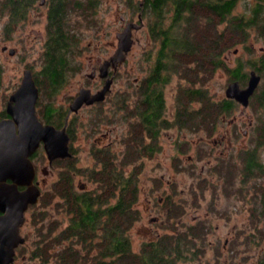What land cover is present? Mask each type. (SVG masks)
<instances>
[{
    "label": "rangeland",
    "instance_id": "obj_1",
    "mask_svg": "<svg viewBox=\"0 0 264 264\" xmlns=\"http://www.w3.org/2000/svg\"><path fill=\"white\" fill-rule=\"evenodd\" d=\"M127 1L99 0L94 7L96 12L88 19V25L85 23L86 20L83 21L82 15H72V20L76 19L81 24L77 30L80 39L78 45H76L72 69L67 72L64 82L50 99L47 95L40 94L41 104L51 102V105L61 107L60 110H63L67 101L78 92L79 88H96L98 80L88 81L86 74L90 72V66L100 64L115 51L117 45L115 34L117 31H121V28L125 25L119 20V16L127 15V11L130 14L131 9H133L132 6H127ZM45 10L46 8L39 6L38 0H36L35 6L29 10L28 18L17 25H9L6 16L0 17V48L7 46L15 50V54L12 56L7 51L2 52L0 50V103L18 86L25 66L33 70L35 77L37 75L40 78L42 60L40 54L45 38ZM238 10H240V7H238ZM150 21L147 19L148 23ZM133 35L135 36H133L135 42L126 56L125 63L114 73L113 85L106 98L137 97L136 92L139 91L137 87L135 88V78L141 75V70L144 68V64L140 63V55L143 56L144 60H148L150 57L149 52L155 50L158 38L150 33L148 27L134 32ZM260 45V43H256L255 48L262 50L259 47ZM242 52L239 48L236 54L246 57V54H242ZM236 54L228 52L231 65L235 63ZM202 75L201 73L200 76L203 77ZM227 78V74L215 70L212 75L205 79V86L213 99L224 97V91L229 82ZM184 82L188 83L186 79L173 74L172 79L167 84L164 93L169 110H171L177 86L184 84ZM101 85L99 84L97 88H100ZM41 87L43 89V85ZM258 114H264V110L259 109L257 111L256 108L249 106L246 108L237 107L230 114V117L224 121V124L220 125L212 135H207L202 130L195 131L174 127L167 132V135L171 136L170 139L164 137V133L160 136V150L152 158L145 155L138 159L142 151H136L128 145L130 141L136 142L138 139H130V141L126 139L124 144L114 143V150L119 151L125 162L130 163L129 166H125V171L129 173L133 168L137 171V200L134 205L137 210V219L129 230L133 252H138V245L143 240L144 231L147 230V225L151 223L150 218L158 215L161 221L164 217V215H159L158 210L155 209L154 211L152 208L151 211L148 209L151 202L154 205L156 204L158 196L163 194L166 189L164 182L160 184L161 176L164 177V181H172L171 196L173 201L171 206L173 210L171 215L172 227L174 228H177L174 223L186 224L191 222V215L201 213L202 207L205 206L203 201L207 198L211 201L216 200V207L219 208L246 205L243 194L238 193L242 185L238 181L240 177L236 173V166L240 165L239 152L253 145V128H255L256 115ZM86 123H88L87 117L81 115L77 119L75 129L72 127V134L74 133L75 136L73 141V167H75L74 172L77 174V180L85 182L86 185L88 184L87 188L90 189L92 185L89 182L87 183V177L85 176L87 168L90 166V150L86 145ZM228 123L231 125H228ZM122 129H125V127H122ZM113 135L115 134L111 136ZM180 141L186 142L189 147L184 146L181 148L177 146ZM219 142L220 144H215ZM213 147H215L214 150ZM219 152H224L225 155ZM218 154L222 157L215 158ZM177 156H181L182 160L177 159ZM187 156H190L188 162ZM42 164L48 166L47 169L49 170L44 175V193L39 203L27 213L26 222L22 228L26 240L18 243L19 247L16 249L14 264H43L42 260L35 257V253L39 247H43L42 242L44 244L51 242V237L63 229L67 223L66 214L64 215L62 210L59 211L61 209L60 199L54 196L55 189L53 186L55 180L59 177V173L64 171V165L62 164L59 167L49 166L46 157ZM203 176L213 177L215 183L212 185L207 184L204 182ZM256 182L260 183L264 190V181L257 179ZM76 185L74 184L75 189L77 188ZM257 200V205L251 203L252 207H258ZM187 211H189V214ZM238 216L240 218L243 215ZM233 223L235 224L234 220L230 222L216 221L214 225H218V229L214 231L210 229L209 233L212 235L208 239L213 240L217 236L225 237V233L233 229ZM161 228L165 229V227ZM159 232H162V230H159ZM208 239L205 238L206 244L199 258L181 261L177 264H225L224 255H220L216 259L212 252V249H216V251L221 249L223 240L220 239L218 244L208 248L206 247ZM58 243L60 242L54 244L55 251L62 245ZM48 264H53L52 256H50Z\"/></svg>",
    "mask_w": 264,
    "mask_h": 264
},
{
    "label": "trees",
    "instance_id": "obj_2",
    "mask_svg": "<svg viewBox=\"0 0 264 264\" xmlns=\"http://www.w3.org/2000/svg\"><path fill=\"white\" fill-rule=\"evenodd\" d=\"M146 3L150 5L151 2L147 0ZM165 4L170 5L171 14L166 18L160 37L163 50L166 48L169 52L162 50L161 53L168 55V69L173 73L179 72L180 78L188 82L187 86L179 85L177 96L188 98L189 102L191 98H199V108L194 109L189 105L183 116L178 117L179 125L212 135L217 126L223 124L224 118L238 107L236 102L225 97L218 101L212 99L205 79L215 70L224 72L228 81H238L240 86L246 85L249 71H255L260 76V82L248 106L257 111L264 110V0H157L159 10ZM34 6L35 0H0V17L6 16L9 25H17L26 20L29 10ZM73 7L76 9L78 6ZM55 8V11H50L48 19L50 40L45 68L40 72V78L37 75L35 77L41 95H47L48 98L64 82L67 72L71 71L80 39L77 33L80 22L72 20L73 14H65L69 10L65 12L66 6ZM84 20L88 25L89 20ZM160 21L159 28H162V19ZM151 34L160 38L153 30ZM256 43L261 44L259 47L262 50L255 48ZM239 48L246 57L236 54ZM228 52L237 55L234 65L229 62ZM136 95V98H157L148 82ZM256 120L253 145L239 152L240 165L236 166V173L243 177L238 179L242 185L238 193L250 199L252 205H257L258 199V207H264V190L256 182L257 179L264 181V114L256 115ZM45 121L62 126L64 117H53V120L45 117ZM62 162L64 171L61 172L59 192L65 198L63 211L68 225L53 235L51 242L39 248L35 257L42 260L43 264H48L50 256L53 264H169L165 252H160L159 248L150 247L140 255L132 251L129 230L137 219L134 207L136 188L132 178L135 169L126 175L128 179L125 181L122 200L103 210L99 205L100 195L87 196L86 192L79 197L72 195L69 173L73 165L69 158ZM117 179L118 174L114 173L113 177L111 173L108 174L110 185H116ZM53 186L56 190L55 184ZM57 242L62 245L55 251L54 244Z\"/></svg>",
    "mask_w": 264,
    "mask_h": 264
},
{
    "label": "flooded vegetation",
    "instance_id": "obj_3",
    "mask_svg": "<svg viewBox=\"0 0 264 264\" xmlns=\"http://www.w3.org/2000/svg\"><path fill=\"white\" fill-rule=\"evenodd\" d=\"M40 2L41 0H38L39 6L46 8L45 10L46 21H45V34H44L45 38L43 40L42 51L40 54L42 56L40 71L42 72L43 69L45 68L47 47L49 45V40H50L47 32L50 11H55L56 10L55 7H58L59 5L66 6L65 12L68 9L69 10L65 14H73L74 16L82 15L84 19L88 20L89 18H91L94 12H96V10L94 11V7L95 4L99 2V0H43L42 4H40ZM146 2L147 0H128L127 6H132L133 9H131L130 14L127 11V15L119 16V20L123 22L125 25L128 22H135L136 25L139 26L138 29H132L131 31L133 44L135 42V39L133 38L134 36L133 33L140 31L145 27L149 28L150 33L152 30L157 32V35L160 37L162 34L161 30L164 29L166 25V18L169 17L171 14L169 12L170 5L165 4L166 6H164L162 9L159 10L157 6V0H150L151 2L149 3L150 5H148ZM73 6H78V7L74 9ZM147 6H149V8ZM71 7L73 9H71ZM28 16L29 13L27 14L26 19L28 18ZM160 16L161 18L159 19ZM148 18H150L151 20L149 23L147 22ZM161 19H162V28H159ZM119 31H117V33ZM161 38L162 37L158 39V43L157 46L155 47V50H151V51L149 50L150 57L148 58V60H144L143 56L140 55V63L142 62L144 64L143 65L144 68H142L143 71L140 68L141 75L135 78V85H136L135 88L137 87L138 91L142 90L145 87L146 83L148 82L151 92H154L155 97L157 98H106L111 91L113 85L112 82L110 91L106 93L105 98H102L101 100L83 102L76 111H69V105L78 94L77 92L67 101V104L64 106V108L62 107L63 110H60L61 107H56L53 104L51 105V102H47V104L40 103L39 99H40L41 91L36 84L35 74L30 67L28 66L24 67L23 72L25 70L30 71L34 84L38 90V98H36L34 103V111L38 121H40L41 124H51L45 121V117H48L52 120L53 117L58 118L62 115L64 117V122L62 126H60L58 123L51 125H53L55 128H62L66 124L65 129L69 137L68 147L71 154V156L68 158L71 160V163H73L72 164L73 166H74L73 141L75 139V136L74 133L72 134V127H74L75 129V126H77L76 122L79 116L85 115L87 117L88 123H86L87 124L86 145L88 146V150H90V166L87 168V172L85 173V176L87 177V183L89 182L92 185V188L88 189L87 188L88 184L86 185L85 182L77 180V174L74 172L75 167H73L69 173L71 179L70 191L73 196H78V197L82 194H85V192L88 194V195L86 194L87 196L89 195L93 197H96L98 195L102 196L99 205L103 210H106L109 206L115 205L119 201V199H121L122 192H124L125 181L126 179H128V176L126 175L133 172L135 169L133 168L129 173L125 171V166H129L130 163L125 162L122 155H120L119 151L114 150V146H113L114 143L120 142L121 144H124L126 139L129 141L130 139L131 140L138 139L136 142L130 141V143H128V145L132 146L133 149H135L136 151L138 150L142 151L140 152L138 159L141 156H145V155L152 158L154 157L156 152L160 150L161 147L160 136H162L163 133H164V137L170 139L171 136H168L167 132H169L172 128L174 127L179 129L184 128L182 125H179V118L183 116L187 107L190 105L194 109L199 108V101H198L199 98H191L189 102L188 98H180L177 96V89L179 87L178 85L175 92V97L173 98V102L171 104V110H169L167 99L165 98V93H164L165 88L172 79L173 74L179 76L180 73L179 72H178L179 74L175 72L173 73L168 69L166 64V59H168L167 58L168 55L161 53V51L163 50V43ZM4 47L6 48L3 50ZM11 49L12 48H8L7 46H2L0 48L2 52L7 51V53L12 56L15 54V50L12 49L14 53L10 54L9 51ZM163 51L165 53L169 52V50H167L166 48H164ZM108 58L104 59L103 61L107 60ZM125 61L117 67L116 71L125 63ZM100 64L90 66V72L86 74V78L88 81L98 80L96 84V88L81 87L84 89H89L91 94L100 90L107 78L112 77L114 80V73L116 71H113L111 67L108 68V74L106 77L100 78L98 76V67L100 66ZM23 72H22V77H23ZM92 73H93V77H89V75ZM22 77L20 78V82L18 86H16V88L7 96V98H3V102L0 103V123H2L5 120L12 121L16 133L18 131V127L13 119V114L17 113V111L21 107V101L16 100L15 98H10V96L17 90V88L21 84ZM99 84L102 85L100 88H97ZM181 85L187 86L188 83L184 82V84ZM213 100L218 101L219 99H213ZM236 104L238 105V107H242L237 102ZM144 114H147V116L148 115L149 116L146 117L144 116ZM229 117L230 115L225 117L224 121ZM228 125L231 124L228 123ZM219 126L220 125H218L217 128ZM122 127H125V129H122ZM1 133H0V141L2 137ZM126 133L129 134V137L128 134L126 136ZM112 134L115 135L111 136ZM215 144L218 145L220 144V142ZM177 146L181 148L184 146L189 147L188 144L183 141L177 143ZM214 148L215 147H213L212 149L214 150ZM219 153L225 155L224 152H219ZM45 157L46 156L42 143L39 144L37 149L29 157L34 168L33 184L39 189L40 193L37 197L36 203L29 204L23 212V222L18 227V234L23 239V241L26 240V235L22 233V228L26 222L27 213L29 212V210H32L36 204L39 203L44 193L43 190V186L45 183L44 175H46L49 171L47 169L48 166L46 167L43 166L42 164L45 161ZM216 157L221 158L222 156L218 154L215 156V158ZM65 159H56L51 164L48 165L59 167L60 165L63 164V162L65 163V161L62 162V160ZM177 159L182 160L181 156L179 157L177 156ZM187 159L188 162L190 156H187ZM109 173H111L112 177L114 173L118 174L116 185H114V183L112 185L109 184L107 180ZM134 173L135 175L132 176V178L135 181V188H136L135 203H136L137 187H138L136 183L137 171ZM61 178H62L61 173H59V177L57 180H55L54 183L56 186V190L54 191V196L60 199L59 201V204H61V209L59 210L60 212L61 210L63 211L65 208V203H64L65 198L61 197L62 193L59 192L61 187L60 186ZM202 178L204 179V182H206L209 185L215 183V181H213V177L203 176ZM242 178L243 177L241 176L239 179ZM163 182L166 185V189L164 193L158 196L157 202L155 204L156 206L150 200L151 205L148 209H150L151 211L152 208L154 211L156 209L160 212L159 215H164V217L162 218L161 221L158 215L152 216L150 218L151 223L150 225H147L148 228L146 231H144L143 240L140 241L138 245L139 246L138 252H136V254L140 255L144 250H148L151 249L150 247H154L155 249L159 248L160 252H165V258L168 260L167 263L169 264H177L178 262L181 261L194 260L195 258H199L201 253L203 252V248L205 247L206 244L205 238L208 239L212 235L209 233V230L211 229L214 231L218 229V225H214V223L216 221L230 222L234 220L235 224L233 223V229L225 233V237L221 238L220 236H217L213 240L208 239L206 247L212 248L214 245L219 243L220 239H222L223 242L221 249L220 250L218 249L217 251L216 249H212L213 256L214 257L216 256V259L220 255H224L225 256L224 259L226 261L225 264H230V263L231 264L234 263L264 264V207H252L251 200L246 199L245 206H237L233 208L232 207L219 208L216 207L217 204L216 200L211 201V199L207 198L205 201H203L205 203V206L202 207L201 213L196 215L194 214L191 215V222H188L186 224L182 225V223L180 222L174 223L175 226L177 227L174 228L172 227L173 224H172V215H171L173 210L171 206L173 201V198L171 196L172 181L171 180L164 181V177L161 176L160 184ZM4 183L10 185L13 183V181L10 178H6L4 180ZM56 184L58 185V187ZM74 184H77L76 189L74 187ZM57 188L59 189L57 190ZM16 189L17 191L21 192L26 189V186L17 185ZM94 206H98V205L94 204ZM63 212L65 215L66 214L65 211ZM187 213L189 214V211H187ZM238 215H243V216L239 218ZM1 216H3V212L0 211V217ZM67 225H68V220L66 226ZM161 227H165V229H162ZM159 230H162V232H159ZM162 243L163 245L165 244L164 247L162 246ZM41 245L43 246L44 243L42 242ZM18 247L19 245H17L14 250L13 261H12L13 264L16 256V249ZM187 264H193V263H187Z\"/></svg>",
    "mask_w": 264,
    "mask_h": 264
},
{
    "label": "water",
    "instance_id": "obj_4",
    "mask_svg": "<svg viewBox=\"0 0 264 264\" xmlns=\"http://www.w3.org/2000/svg\"><path fill=\"white\" fill-rule=\"evenodd\" d=\"M41 0L40 4H42ZM135 22H128L116 34L117 45L113 54L98 67V76L104 78L108 74V68L116 71L121 65L133 44L132 29H138ZM6 47L3 48V50ZM10 54L14 51L11 49ZM236 53V50L234 51ZM94 73V72H93ZM93 73L89 77H93ZM113 78L105 80L102 88L95 93L89 89L81 88L74 100L69 105V111H76L83 102L101 100L110 91ZM260 82V76L250 70L245 86H240L238 81H229L224 97L233 100L242 107H247L249 99ZM21 101V107L13 114L17 124V133L12 121L5 120L0 123V264H12L14 248L23 239L18 234V227L23 222V212L29 204H34L39 195V189L33 184L34 168L29 159L40 143L43 145L48 164L56 159H65L71 156L68 142L69 137L65 129L55 128L51 124H41L38 121L34 103L38 98V90L34 84L29 70L23 72L21 84L10 96ZM2 130V131H1ZM6 178L12 179L13 183H4ZM17 185L26 186L19 192Z\"/></svg>",
    "mask_w": 264,
    "mask_h": 264
}]
</instances>
